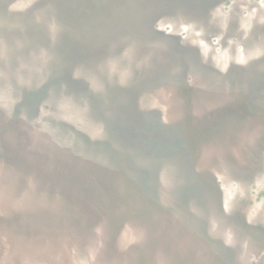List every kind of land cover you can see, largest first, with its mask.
<instances>
[{"label": "rangeland", "instance_id": "1", "mask_svg": "<svg viewBox=\"0 0 264 264\" xmlns=\"http://www.w3.org/2000/svg\"><path fill=\"white\" fill-rule=\"evenodd\" d=\"M16 5L22 6V1ZM84 8L85 17L94 19H88L83 29H93L94 38L101 39L99 45L111 54L85 59L78 67L82 76H89L86 79L97 95L116 89L129 95L140 88L107 104L121 102L130 106L132 114L152 111L167 122L219 120L218 124H225L234 122L228 119L233 116L218 117L219 110L240 104L245 95L254 97L250 95L254 82L247 79L264 82V0H99L97 4L87 0ZM84 63L91 69L84 70ZM71 90L63 103L77 107L75 113L66 110L74 114L71 119H84L96 127L102 119L94 115L93 99L80 98ZM14 91L15 102L9 101L13 116L0 125V264H128L104 251L99 234L74 235L71 231L66 223L68 211L60 213L63 206H57L68 199L63 187L58 188L52 177L36 175L34 148L43 136H37L25 119L21 121L20 116L28 114L26 95L20 87ZM254 101L264 109V97ZM131 102L140 103L138 111ZM50 112L46 106L44 113ZM262 114L264 110L256 118L244 119L238 128L229 123L227 132L223 130L203 145L198 160L199 169L210 171L207 183L212 193L208 198L215 200L213 224L240 256V264H264ZM7 131L12 132L10 136L4 135ZM177 170L172 163L162 170L167 185L174 183L170 175ZM186 218H191V226L195 223L196 218ZM133 234L127 230L120 243H135L144 237ZM223 246L227 248L222 244V250ZM154 255L156 264H168L162 253ZM146 258L152 261V254Z\"/></svg>", "mask_w": 264, "mask_h": 264}, {"label": "trees", "instance_id": "2", "mask_svg": "<svg viewBox=\"0 0 264 264\" xmlns=\"http://www.w3.org/2000/svg\"><path fill=\"white\" fill-rule=\"evenodd\" d=\"M21 1L22 6L16 5L18 0H0V17L4 21L0 24V111H3L0 125L13 116L9 101L14 100L16 87L22 88L28 114L23 113L20 119H25L29 127L31 124L37 136H43L34 148V170L37 176L52 177L58 188L63 187L68 199L60 200L57 206H63L60 213L68 211L69 222L66 223L73 234H99L104 251L121 263L156 264L153 261L156 251L169 256L170 251L166 250L173 241L170 233L180 213V204L176 211L165 202L168 195L180 202V181L176 188H168L172 185L165 183L162 170L169 163L180 169V158L193 168L200 160L203 145L228 130L229 123L238 128L244 119L258 117L262 106L254 99L263 96L264 82L257 84L258 80L248 78V82H254L250 86V95L254 97L245 95L240 104L218 111V117L233 116L228 119L234 122L224 120L225 124H218L219 120L204 123L189 119L167 122L165 117L152 111L132 114L130 106L125 107L121 102L107 103L128 97L140 88L129 95L117 89L110 94L97 95L86 79L89 76L84 78L78 69L89 56L111 54L99 45L101 39L94 38L93 29H83L88 19H94L85 17L87 0ZM98 1L92 0V4ZM94 49L97 52L92 53ZM84 65L87 68L84 70L91 69ZM163 76L166 77V73ZM71 89L80 98L93 99L94 115L102 119L96 127L84 119H71L74 114L68 111L75 113L77 107L63 104L71 96L68 93ZM184 92L191 94L188 89ZM131 97L136 98L138 94ZM131 103L133 108L137 107L136 111L141 107L139 102ZM46 106L52 109L49 114L44 113ZM89 116L93 117L90 109ZM133 116L138 121L135 122ZM10 133L7 131L4 135L10 136ZM196 172L195 169L192 174ZM201 172L199 176L205 177L210 173ZM202 182L204 180L201 186ZM215 182L218 183L216 178ZM196 184L195 180L194 188ZM195 193L198 194L196 189L190 194ZM127 230H132L133 236L138 233L144 237L135 243H120ZM202 236L218 247L222 245V241H216L208 233ZM218 249L221 253L214 257L208 248L201 252L191 248L182 254L187 260L193 256L200 260L210 258L205 260L209 264L233 262L231 248ZM148 254H152V261L146 258ZM170 254L174 258L173 253ZM179 255L180 252L176 256ZM180 261L170 264H182Z\"/></svg>", "mask_w": 264, "mask_h": 264}, {"label": "water", "instance_id": "3", "mask_svg": "<svg viewBox=\"0 0 264 264\" xmlns=\"http://www.w3.org/2000/svg\"><path fill=\"white\" fill-rule=\"evenodd\" d=\"M262 95H263L262 97H264V91L262 92ZM262 110L264 109L262 108ZM225 131L227 132L228 130H225ZM180 159H181L180 169H178L177 171H173L172 175L173 174L174 175L172 178L170 177V179L173 180L174 183L172 184L171 187H168L170 189L176 188L177 181L178 182L180 181V202H178L175 198H170L169 195H168V198H165L166 201L164 200L165 202L168 203V205L170 204L172 208L175 209L176 211L178 210V204H180V209H179L180 213L178 212V216L180 217V219H178V216L175 219L176 221H175L174 229L170 233V235L173 236V241L168 246V250H166V251H170V253L172 252L174 255V258L172 254L170 253H169V256L168 254H165V255L163 254V255L166 257V260H168L170 263L179 261V259H181L180 262H182V264H209V262H205V260H210V258L200 260L199 257L193 256L192 259L187 260L184 257V254H182L183 251L186 252L187 249H191V248L194 250H199V252L206 251V249L208 248V251H210V253L212 252L213 257L214 255L216 256L217 254L221 253V251L218 248L222 249L221 247L222 245H219L218 247L216 243V245L213 244L214 246L213 247L210 244L208 245L207 244L208 242L206 243L204 241L203 239L204 235L202 236V234L204 233L207 234L209 232L208 234L212 236L211 235L212 233L215 238L213 236L212 237L216 241H222L223 245L225 244L228 248H231L232 253L234 254V258L232 259L233 262L232 261L231 262L228 261V262L230 264H233V263L240 264L241 263L239 261L240 256L237 254V252L232 247L228 246L227 243H225V239L223 237H220L218 235L217 228H216L217 224H213V220L216 218V215L214 214L216 213L213 211L212 205L215 203V200H210L208 198V197H211L212 193L210 191V188L208 187L207 177L203 176L202 175L203 171L201 172V169H199V166H200L199 161L198 163H195L193 166V168L197 170V172L194 175L192 173H194L195 169L190 167V164L187 161H185L183 158H180ZM197 173H198V176H197ZM200 173H202L201 176H199ZM197 177H201L200 180ZM195 180L197 183L196 188H194ZM202 180H204V182H202L204 184L203 186L200 185ZM195 189L198 192V194L196 193L190 194ZM186 194H189V196ZM207 204H209L210 206H208ZM189 216L196 218L195 223L192 226L189 223L191 222L190 221L191 218H186ZM190 231L195 232L194 233L195 236H192L190 234L191 233ZM201 242H204V244L203 243L201 244ZM178 252H180L179 257L176 256ZM181 254L183 258H180ZM213 260L214 262L216 261L215 258H213Z\"/></svg>", "mask_w": 264, "mask_h": 264}]
</instances>
